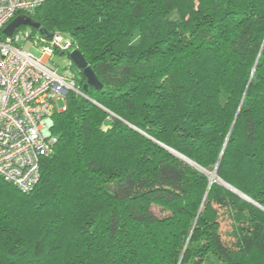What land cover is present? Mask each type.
I'll use <instances>...</instances> for the list:
<instances>
[{"label":"trees","instance_id":"16d2710c","mask_svg":"<svg viewBox=\"0 0 264 264\" xmlns=\"http://www.w3.org/2000/svg\"><path fill=\"white\" fill-rule=\"evenodd\" d=\"M23 17L68 37L101 88L66 94L32 191L0 178V264H264V0Z\"/></svg>","mask_w":264,"mask_h":264},{"label":"built area","instance_id":"2783aa9c","mask_svg":"<svg viewBox=\"0 0 264 264\" xmlns=\"http://www.w3.org/2000/svg\"><path fill=\"white\" fill-rule=\"evenodd\" d=\"M46 0H0V178L23 193L39 181V165L52 152L53 116L57 102L67 93L85 97L82 86L70 76L57 73L51 57L73 50L68 37L58 31L51 37L27 29L11 36L2 33L16 17L32 13ZM39 47L35 57L25 49Z\"/></svg>","mask_w":264,"mask_h":264},{"label":"water","instance_id":"95a60500","mask_svg":"<svg viewBox=\"0 0 264 264\" xmlns=\"http://www.w3.org/2000/svg\"><path fill=\"white\" fill-rule=\"evenodd\" d=\"M21 26H26V27L33 28L40 35H45L48 38L51 37V35L50 34H47V32L45 31V29H43L42 27H40V25L38 23H35L30 18H26V17H16V18H14L4 28V30L2 31V33L4 35H6V36H11L15 32V30L18 29ZM68 57L78 67V69L81 71V74L86 79L85 84L82 86V89H83L84 92L87 91L88 87H94L95 89H100L101 88V84L97 80L95 74L93 73V71L91 70V68L87 66V63H86L85 59L83 58L82 54L77 49H73L72 51H70L69 54H68ZM169 151L171 153H173L174 155H176L178 158H180L183 161H185L186 163H188L189 165H191V166H193V167L201 170L200 168H198L195 164H193L192 162H190L186 158L178 155L177 153H175V152H173L171 150H169ZM206 174L208 175V173H206ZM212 175H214L216 177V170L213 171ZM216 182L219 183L220 185H223L224 187H226L227 189L231 190L232 192L236 193L240 197H242V198L250 201L244 195H242L241 193H238L237 191H235L234 189H232L230 186H228L225 183H223L220 179L216 178Z\"/></svg>","mask_w":264,"mask_h":264},{"label":"rangeland","instance_id":"374dc122","mask_svg":"<svg viewBox=\"0 0 264 264\" xmlns=\"http://www.w3.org/2000/svg\"><path fill=\"white\" fill-rule=\"evenodd\" d=\"M28 45H32L30 41L25 43V49L31 52V54L35 57H39L41 53V49L39 47H29ZM51 62L53 65L56 66V71L59 74L70 76V77H76L78 78L80 76V70L78 67L70 60V58L62 54L60 52H56L51 57ZM64 102L58 101L57 102V109L62 110L64 108ZM211 178H215L213 175H211Z\"/></svg>","mask_w":264,"mask_h":264},{"label":"bare ground","instance_id":"6f19581e","mask_svg":"<svg viewBox=\"0 0 264 264\" xmlns=\"http://www.w3.org/2000/svg\"><path fill=\"white\" fill-rule=\"evenodd\" d=\"M214 176V175H213ZM215 177V176H214Z\"/></svg>","mask_w":264,"mask_h":264}]
</instances>
